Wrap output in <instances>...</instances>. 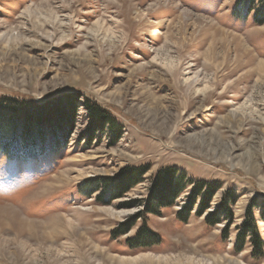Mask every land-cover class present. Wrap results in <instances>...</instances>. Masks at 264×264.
<instances>
[{
    "label": "rangeland",
    "instance_id": "rangeland-1",
    "mask_svg": "<svg viewBox=\"0 0 264 264\" xmlns=\"http://www.w3.org/2000/svg\"><path fill=\"white\" fill-rule=\"evenodd\" d=\"M239 1L0 0V97H82L46 160L0 153V264H264L250 244L232 248L252 199L264 242V22ZM83 98L120 124L115 143L107 132L87 137ZM139 166L147 172L125 192H87ZM168 166L220 184L206 212L237 193L227 238L204 214L176 218L190 187L159 215L135 218ZM144 224L159 242L130 246Z\"/></svg>",
    "mask_w": 264,
    "mask_h": 264
},
{
    "label": "trees",
    "instance_id": "trees-1",
    "mask_svg": "<svg viewBox=\"0 0 264 264\" xmlns=\"http://www.w3.org/2000/svg\"><path fill=\"white\" fill-rule=\"evenodd\" d=\"M255 1L240 0L235 9L240 6L245 14L254 9L255 17L256 15L259 17H256V22L262 23L264 22V7L257 9L256 12L253 7ZM235 14L238 15V12ZM79 99L82 97L73 93L41 101L17 99L11 96L0 97V153L9 159H21L22 161L35 157L46 160L51 153H56L64 146L72 129L73 116ZM82 106L87 111L86 135L90 140L97 134L105 132L109 133L112 143L121 137L122 127L105 108L87 98H83ZM147 170L146 166L126 167L120 170L116 179L107 182L92 180L93 183L87 184L86 187L87 190L105 188L106 192L111 194L116 190L118 194L123 193L134 183L139 182ZM186 187H190V190L183 205L176 212V218L181 222H186L191 213L195 216L204 214L203 222L208 226L224 222L221 236L227 238L232 223V204L237 201V193L233 190L225 191L218 205L206 212L220 184L202 180L192 181L187 179L184 172H178L173 166L161 168L156 172L149 199L143 204L144 211L138 213L139 215L136 214L135 218H140L143 214L159 215L161 209L174 205L175 200ZM87 192L89 193L90 190ZM262 206L264 220V203ZM257 207L256 199H252L246 206L243 221L236 228L232 248L235 253H239L248 243L251 247V255L258 258L264 254V242L260 237L254 217ZM133 218L118 226L114 232L116 234L128 232L134 225ZM158 242V235L145 224L137 230L133 238L128 240L132 247L148 246Z\"/></svg>",
    "mask_w": 264,
    "mask_h": 264
},
{
    "label": "bare ground",
    "instance_id": "bare-ground-1",
    "mask_svg": "<svg viewBox=\"0 0 264 264\" xmlns=\"http://www.w3.org/2000/svg\"><path fill=\"white\" fill-rule=\"evenodd\" d=\"M184 18V17H183ZM220 31H223V32H227V31H225V30H223V29H220V28H218ZM233 37H237L238 39L240 38L239 37V35L238 34H233ZM211 41V40H210ZM240 45H241V48H242V50L244 51V53H246V52H250L251 50L249 49V48H247L244 44H243V42L240 40ZM260 63V66L258 67L261 71H264V62L263 61H260L259 62ZM259 71V70H258ZM57 179H60V177L59 178H57ZM57 220L55 221V223L54 224H59L60 223V221H59V218H56ZM75 227V226H74ZM63 228V227H62ZM51 230V229H50ZM71 234H73V233H71ZM70 233H69V231L68 230H64V235H71ZM68 240V239H67ZM66 242V241H65ZM68 253V252H67ZM76 253V252H75ZM78 254V253H77ZM70 259V258H69Z\"/></svg>",
    "mask_w": 264,
    "mask_h": 264
}]
</instances>
